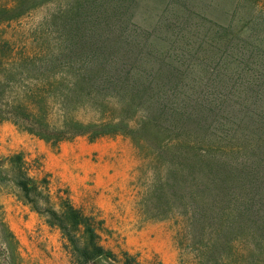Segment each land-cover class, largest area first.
I'll list each match as a JSON object with an SVG mask.
<instances>
[{
	"label": "rangeland",
	"instance_id": "374dc122",
	"mask_svg": "<svg viewBox=\"0 0 264 264\" xmlns=\"http://www.w3.org/2000/svg\"><path fill=\"white\" fill-rule=\"evenodd\" d=\"M53 54L64 55L53 75L29 76ZM41 81L52 124L152 135L157 121L181 145L197 135L223 190L196 223L184 189L156 216L161 160L144 140L120 130L56 141L0 117V216L17 263L75 264L60 228L22 197L19 155L53 208L69 201L103 219L116 259L96 264H124L125 252L139 264H264V0H0V100Z\"/></svg>",
	"mask_w": 264,
	"mask_h": 264
},
{
	"label": "trees",
	"instance_id": "16d2710c",
	"mask_svg": "<svg viewBox=\"0 0 264 264\" xmlns=\"http://www.w3.org/2000/svg\"><path fill=\"white\" fill-rule=\"evenodd\" d=\"M63 57L64 55L59 54L49 55V57L41 56L38 62L44 63L43 66L28 68L29 76L40 77L44 74L49 77L53 75L57 68L56 62ZM25 59L28 61L29 57ZM31 60L36 61V58ZM32 71L33 73H31ZM39 77H36V80ZM42 81L44 82V80ZM42 81L29 86L24 98L18 96L12 101L0 100V117L21 124L41 137L56 141L91 132L94 137L116 133L120 130L130 132L134 137L144 140L154 155L161 160V166H158L153 173L150 188V192L156 200H150L148 211L156 216L158 214L166 215L169 210L178 206L174 194L184 189L189 194L188 208L191 209V213L189 211L186 213L189 212L193 223L199 220L197 208L203 201L210 200L207 205L211 209L209 214L212 216L213 209L218 204L216 199L220 198L219 192L221 189L223 190V187L220 182L218 164L206 161L208 158L204 150L201 151L200 139L197 138V135L185 137V143L181 145L178 138L176 139L173 134L157 127V121L152 122L150 117L147 122L154 124L152 135L144 130L128 131L127 125L123 123L121 125L119 123L84 125L72 121L69 117H65L60 125L52 124L45 109L47 98L44 96L45 87ZM14 161L18 163L19 167L17 184L22 191V197L50 224L60 228L67 241L66 247L70 248L75 264H96L97 260L104 256L116 259L115 254L101 243L100 231L103 229V219L97 218L94 214L84 213L69 201L65 203L62 211L56 210L51 206L49 194L28 175L21 156H16ZM43 203L46 204V207L42 206ZM0 244L9 252L7 259L0 260V264H19L13 253V234L1 216ZM124 255V264H139L135 257L129 253L125 252Z\"/></svg>",
	"mask_w": 264,
	"mask_h": 264
}]
</instances>
